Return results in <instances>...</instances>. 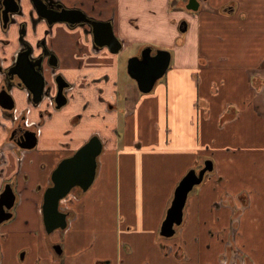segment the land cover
Returning <instances> with one entry per match:
<instances>
[{
	"label": "crops",
	"instance_id": "1",
	"mask_svg": "<svg viewBox=\"0 0 264 264\" xmlns=\"http://www.w3.org/2000/svg\"><path fill=\"white\" fill-rule=\"evenodd\" d=\"M63 1L111 20L122 48L95 51L79 29L65 38L54 27L48 42L73 97L44 117L35 149L9 142L0 109V187L17 178L0 264H264V0H198L196 11L172 0ZM145 47L169 51L170 65L142 94L126 64ZM14 100L27 108L23 92ZM42 109L30 108V121ZM93 134L103 145L96 177L69 204L68 227L12 250L8 243L43 233L47 176ZM202 159L212 171L189 195L174 237L162 238L176 186Z\"/></svg>",
	"mask_w": 264,
	"mask_h": 264
},
{
	"label": "water",
	"instance_id": "2",
	"mask_svg": "<svg viewBox=\"0 0 264 264\" xmlns=\"http://www.w3.org/2000/svg\"><path fill=\"white\" fill-rule=\"evenodd\" d=\"M30 2L35 6L37 20L45 23L48 27L64 23L73 29L84 28V36L91 39L92 48H106L111 53H117L122 48L121 41L113 33L111 20L98 21L76 8L62 10L59 6L52 5L49 0H30ZM4 6L8 5H4V1H0V18L2 15L3 19L7 15ZM198 6L197 0H188L185 8L187 11H196ZM185 30L186 28L180 29L181 32ZM23 47L25 50V43ZM26 51L18 58L14 66L15 73H12L11 76L20 78L30 93L32 101L39 102L42 98L43 87L47 83L44 79V65L52 67L51 61H49V57L52 55L42 49L37 58L31 59L25 53ZM153 51L151 47H145L140 55L132 56L127 60V74L136 83L138 91L142 94L152 91L156 82L164 76L170 65L169 51L162 49ZM53 79L57 85L58 78ZM62 87V84L57 86L56 109L66 103ZM9 89L10 87L5 85L0 89V108L7 111H11L14 105ZM20 141L23 142L19 146L21 149L31 150L36 145V136L33 133L25 132ZM102 148V142L98 137L93 136L71 156L61 160L51 173V185L44 190L41 205L42 222L47 234L66 229L68 214L59 210L60 201L65 199L75 188L86 192L91 187L96 177L97 158L101 154ZM212 169L213 163L207 159L200 169L189 170L180 180L161 224L160 235L162 237L169 238L174 235L175 227L180 226L183 221L184 208L189 193L202 183L204 176ZM6 190V200H0V224L12 218L10 209L14 206L15 196L9 185L6 186L5 192ZM53 249L57 255H60L61 250L57 245Z\"/></svg>",
	"mask_w": 264,
	"mask_h": 264
},
{
	"label": "flooded vegetation",
	"instance_id": "3",
	"mask_svg": "<svg viewBox=\"0 0 264 264\" xmlns=\"http://www.w3.org/2000/svg\"><path fill=\"white\" fill-rule=\"evenodd\" d=\"M0 1L2 2L4 1V5H8V6H4V9L6 10L7 15L5 16L4 19L2 18V15L0 18V34L2 38H5V39L0 40V53L2 55V57H0V73L2 74V80H0V89L3 85H5L6 87L7 86L10 87L9 94L14 104L11 111L3 110L1 108L0 109L7 113V116L9 117V120L11 122V128L8 133L9 142L13 143L14 147L19 149L20 151H29V150H23L19 147L20 144L23 143L22 141H20V138L23 136V134L25 132L35 134L36 145L33 148L35 149L38 145V140L41 135L40 129H41V124H42V120L44 119V117L48 116L50 118L51 116H53V113H54L53 110H55V112L60 111L61 109L64 108V106L67 103L70 102V100L73 97L71 95V92L74 89V85L69 83L62 74L57 72V70L60 67L59 60L55 52L50 47V44L48 42V37L53 36V29L55 26L61 28L63 30L62 32L65 35H67L68 33V30H67L68 28H70L69 30L71 31L74 29L64 23L54 24L50 27H48L45 23H41L40 21L37 20L35 6L30 2V0H0ZM172 1H173V4H172L173 6L179 3L178 7H185L188 3V0H172ZM49 2L52 5L59 6L62 10L63 9L70 10L72 8H76L80 10L81 12H83L84 14H86L82 6L84 2H81L82 3L81 6H68L63 0H49ZM93 2H94L93 7H96L99 0H94ZM198 3L200 6L201 2L198 1ZM178 26H179V30L186 28V22L184 20H181ZM82 36L86 38L83 34ZM14 43L15 45L13 46ZM24 43L26 45L25 50L23 47ZM42 49H44L45 51H47L49 54L52 55V57H49V61H51L52 67L49 68L47 67V65H44V70H45L44 79L46 80L47 83L43 87L41 100L39 102H33L31 99L30 93L26 89L25 85L21 82V79L20 78L18 79L17 76L12 77L11 74L15 73L14 66L16 65L18 58L23 54L24 51L29 50V51H26L25 53L27 54L29 58L34 59V58H37L41 54ZM92 49L95 51H98L102 48H99V49L92 48ZM53 78H56V79L58 78L57 85L55 86L52 84V81H51V79ZM61 84L63 85L62 93H63L64 98L66 99V103L61 108L56 109L57 104L55 101V97L57 98V91H58L57 86L59 87V85ZM14 90H18L24 93L27 108H23L22 110L17 111L16 102L14 100ZM58 101H60V98H58ZM42 105L46 106L47 109H42V110L37 111L39 120L35 122L30 121L29 119L30 108H39ZM48 109L50 111H47ZM0 125H1V122H0ZM2 127L4 128V126ZM93 136H96L99 138L97 134H93L85 142H87ZM99 140L101 141L100 138ZM67 157L69 156H66L64 158H67ZM64 158L60 159L56 163L54 169L56 168L57 164ZM53 170L47 176L48 178L47 187L51 185V173L53 172ZM22 180L27 181L28 180L27 176L26 175L22 176ZM16 184H17V178L16 180L11 179L8 181H3L0 187V200L2 201L6 200L7 190L5 192V189H6V186L9 185L15 196V201H14V205H15L16 200H17V195L14 192V189H16ZM3 192H4V195L2 196ZM43 193H42V198H43ZM68 196L69 194L66 196L67 202L64 207L62 205V201L66 199H63L62 201H60L59 210L67 213L68 214L67 218H70L72 217L73 213L70 212L72 210L69 206V203H71L72 201L78 198L75 195L71 197H68ZM41 205H42V202L40 204V213H41ZM10 212L12 213V209H10ZM0 215H1V211H0ZM41 218H42V213H41ZM4 223L5 222H3L2 224ZM2 224H0V226ZM57 231H63V230H57ZM51 234H48V235H51Z\"/></svg>",
	"mask_w": 264,
	"mask_h": 264
},
{
	"label": "rangeland",
	"instance_id": "4",
	"mask_svg": "<svg viewBox=\"0 0 264 264\" xmlns=\"http://www.w3.org/2000/svg\"><path fill=\"white\" fill-rule=\"evenodd\" d=\"M172 4H173V1H172ZM96 17H97V16H96ZM97 20H98V21H103V20H99V18H97ZM104 21H106V20H104ZM66 28H67V27H66ZM69 29H70V28L67 29V30H68V33H67V34H72V33H71V30H69ZM75 29H79V30L83 33V35H84V28H75ZM75 29H74V30H75ZM72 31H73V30H72ZM63 36H65V38H67L66 35H63ZM83 38H84V37H83ZM122 76H125V71L122 72ZM51 81H52V84L55 86V82H54V80L51 79ZM122 100H123V99L121 98V99L118 100V102H122ZM118 102H117V103H118ZM53 111L55 112V110H53ZM69 125L72 126V124H71L70 122H69ZM64 131H65L64 134L66 135V134H67L66 129H65ZM205 160H207V159H205ZM205 160H204V161H205ZM204 161L201 163V167L203 166ZM201 167H200V168H201ZM200 168H199V169H200ZM207 174H208V173H207ZM202 181H203V180H202ZM196 188H197V187H196ZM78 192H79L78 188H77V189H73V190L70 191L68 197H71V196L75 195V196L78 198V197L81 196ZM82 192H83V191H82ZM83 193H85V192H83ZM190 194H191V192L189 193V195H190ZM82 195H83V194H82ZM189 195H188V197H189ZM68 197H67V198H68ZM65 199H66V198H65ZM187 200H188V198H187ZM66 202H67V199L62 201V205H63V207L65 206ZM69 202H70V200H69ZM69 204H70V203H69ZM185 206H186V205H185ZM68 221H69V218H67V227H68V225H69ZM42 224H43V222H42ZM67 227H66V228H67ZM176 227H177V226H176ZM43 228H44V225H43ZM174 234H175V233H174ZM46 236L48 237L49 235L45 232V229H44L43 233H41V232H40V233H34V234H31L30 236L25 235V236H23L22 238H19L18 241H15L14 243L11 242V243H8V244H12V247H13L12 250H15L16 247L19 246V243H20L21 241H28V239L31 238V240L29 239V240H30L29 242L31 243V242L34 240V238H36V237H38L39 240H40L41 237H44V238H45ZM50 236H51V235H50ZM53 236H54V235H53ZM53 236H52V238H54ZM160 236H161V235H160ZM161 237H162V236H161ZM172 237H174V235L171 236V237H169V238H172ZM162 238H165V237H162ZM42 240H43V239H42ZM32 244H34V241L32 242ZM43 245H44V244H43ZM56 245H57V244H53V246H56ZM23 253H24V255H25V252H22V251L18 253V258H19V259H24V255H23ZM21 256H22V258H21Z\"/></svg>",
	"mask_w": 264,
	"mask_h": 264
},
{
	"label": "trees",
	"instance_id": "5",
	"mask_svg": "<svg viewBox=\"0 0 264 264\" xmlns=\"http://www.w3.org/2000/svg\"><path fill=\"white\" fill-rule=\"evenodd\" d=\"M204 160H205V159H202V160H201V162H200V165H199L198 169L201 167V163H202ZM78 190H79V192H78V193H79L80 195L84 194V193H83V192H82L80 189H78Z\"/></svg>",
	"mask_w": 264,
	"mask_h": 264
}]
</instances>
